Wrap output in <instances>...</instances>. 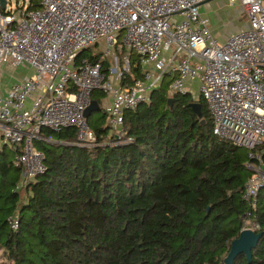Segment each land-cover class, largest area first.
<instances>
[{"label":"trees","instance_id":"trees-1","mask_svg":"<svg viewBox=\"0 0 264 264\" xmlns=\"http://www.w3.org/2000/svg\"><path fill=\"white\" fill-rule=\"evenodd\" d=\"M129 55L124 85L143 76ZM164 75L124 112L120 138L95 111L86 117L94 145L77 144L73 127L42 129L45 169L29 182L0 146V264H225L247 222L261 235L250 262L241 253L232 264H264V188L255 207L243 199L247 151L214 135L203 97L172 91Z\"/></svg>","mask_w":264,"mask_h":264},{"label":"built area","instance_id":"built-area-1","mask_svg":"<svg viewBox=\"0 0 264 264\" xmlns=\"http://www.w3.org/2000/svg\"><path fill=\"white\" fill-rule=\"evenodd\" d=\"M205 1L39 0L37 9L9 10L0 3V65L31 68L0 94V146L13 150L21 182L45 169L35 145L46 139L42 129L73 127L77 144L96 143L84 115L93 91L109 97L107 124L121 132L124 112L148 101L170 73V89L179 93L199 81L213 134L247 151L252 173L243 199L255 207L264 188V3L229 0L242 6L248 26L219 42L200 16ZM100 40L103 53L81 54ZM131 53L144 72L124 85ZM88 54L99 58L92 62ZM10 226L16 229L18 221Z\"/></svg>","mask_w":264,"mask_h":264},{"label":"crops","instance_id":"crops-1","mask_svg":"<svg viewBox=\"0 0 264 264\" xmlns=\"http://www.w3.org/2000/svg\"><path fill=\"white\" fill-rule=\"evenodd\" d=\"M262 2L264 3V0H262ZM198 10L201 18L207 20L210 31L219 42L226 41L227 38L232 33L244 29L248 26V18L246 16L244 9L239 3H230L229 0H207L199 5ZM9 67H10L9 65H0V77L1 76L3 77L5 75V69ZM11 69L15 70L12 67ZM142 70L144 72L143 67ZM167 74L169 76H166V79L172 80L173 77L172 74L170 73ZM164 77L165 75L163 76V78ZM1 81L2 80L0 78V94L5 95L6 91L11 85L4 84ZM94 100L97 102L96 99ZM97 103L99 109L95 110V112L105 113L106 114L105 123L106 125H108L107 115H108V106L110 104V99L108 96L103 94L100 96L99 102Z\"/></svg>","mask_w":264,"mask_h":264},{"label":"water","instance_id":"water-1","mask_svg":"<svg viewBox=\"0 0 264 264\" xmlns=\"http://www.w3.org/2000/svg\"><path fill=\"white\" fill-rule=\"evenodd\" d=\"M2 8L5 7L6 1L0 0ZM171 98L168 101L169 106H171ZM191 107L194 112L201 116V104L199 102H192ZM99 109L98 103L95 100H91L90 105L85 109L84 115L88 117V115L92 112ZM260 233L256 232L251 228H244L240 231L237 238H235L230 245V250L227 256L224 258L225 264H232L233 260L237 255L243 253L246 256L248 262L251 260L252 249L256 246L258 239L260 237Z\"/></svg>","mask_w":264,"mask_h":264},{"label":"rangeland","instance_id":"rangeland-1","mask_svg":"<svg viewBox=\"0 0 264 264\" xmlns=\"http://www.w3.org/2000/svg\"><path fill=\"white\" fill-rule=\"evenodd\" d=\"M6 4H7V9H11V8H16L18 7H22L23 5L27 6L28 4V0H5ZM91 51L95 54L100 55L101 53H103L104 50V43L103 40H100V42H98L95 45H91L88 50L86 49L84 53H87L88 51ZM107 62H110V59L108 57H106ZM31 73V68L26 64H22L19 67L15 68V70L11 69V67L6 68L5 69V75L1 78V82L7 85H12L14 83H16L17 81H19L22 77L29 75ZM189 86V91L192 94V96L194 98H197L199 96L200 93V83L198 80H195L193 82H188ZM110 134L115 135L117 137H120L122 135V132H117L115 129L111 128L110 130ZM101 140H104L103 137L100 138ZM107 139V138H106ZM250 222H247L246 226L252 227L253 225H251Z\"/></svg>","mask_w":264,"mask_h":264}]
</instances>
